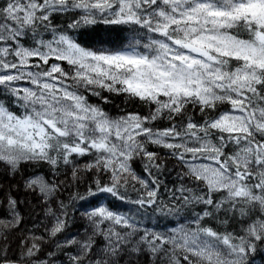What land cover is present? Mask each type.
Returning a JSON list of instances; mask_svg holds the SVG:
<instances>
[{
  "label": "snow or ice",
  "instance_id": "snow-or-ice-1",
  "mask_svg": "<svg viewBox=\"0 0 264 264\" xmlns=\"http://www.w3.org/2000/svg\"><path fill=\"white\" fill-rule=\"evenodd\" d=\"M112 95L146 111L89 100ZM0 172L48 219L22 230L26 201L6 192L0 264H250L264 250V0H0Z\"/></svg>",
  "mask_w": 264,
  "mask_h": 264
},
{
  "label": "trees",
  "instance_id": "trees-1",
  "mask_svg": "<svg viewBox=\"0 0 264 264\" xmlns=\"http://www.w3.org/2000/svg\"><path fill=\"white\" fill-rule=\"evenodd\" d=\"M57 20L60 24H66V18L65 17H58ZM126 27H130V26H126ZM125 35L131 36V33L126 32ZM104 95L107 96L109 94L104 93ZM111 99H112L113 103L103 104L97 97H89V100L91 103L101 104V106L104 107L105 110L108 111L113 116L118 115L120 112V108H122V107H126V110H128V111H141V112L146 111V109L143 106L138 105V102L129 103V104L125 105L123 96L112 95ZM88 159H89V157L80 158L77 162L82 165ZM133 167L135 168L136 172L139 175H142V176L144 175L143 168H142L141 162L139 160H136L133 163ZM31 171H32L31 169H27L25 174H28ZM40 171H42L44 173L48 172L46 167L40 169ZM60 178L63 180L64 176L61 175ZM68 178L70 181L71 180V171L70 170L68 171ZM90 178L91 177L89 175L87 177V179L90 180ZM161 178L166 179L169 186H172V181L174 179V175L168 176L167 174H165ZM19 179H20L19 176H17L15 179H12L7 174L0 172V185L3 186L2 189H0V200L3 199L6 192L12 191L13 195L17 196V198L19 200L26 201V203H21L19 205V211L21 212L22 217H23V222L21 223L20 228L22 230L36 231L37 234L39 235V234L44 232V229L41 226V222L48 223V219L44 216L43 208L37 205V200L35 197L27 196L23 192V190L17 192V191H15V189L12 188V186L15 185ZM84 187H85V185L82 184L79 188V191L83 192ZM76 190L77 189L75 187L71 186V184L69 183V186L62 192V195L60 198L65 200V202H67L70 194L74 193ZM77 203L79 204L80 202H77ZM69 212H70V214H72L74 216V220H75V226H70V234H75L78 230L82 232L83 229L81 228V225L85 224V222L80 218L82 213H83V209L80 208L79 210H76V209L70 207ZM5 216H6V213H5L4 209L2 207H0V218H5ZM173 219H177V218H173ZM151 223L152 224L156 223L155 217L152 218ZM167 223H168L167 221L162 222V224H167ZM250 264H264V250H258L256 253L252 254L250 257Z\"/></svg>",
  "mask_w": 264,
  "mask_h": 264
}]
</instances>
